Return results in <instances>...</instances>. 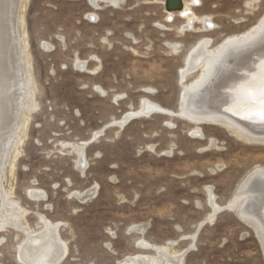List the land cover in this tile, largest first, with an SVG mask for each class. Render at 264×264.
<instances>
[{
	"label": "rangeland",
	"instance_id": "obj_1",
	"mask_svg": "<svg viewBox=\"0 0 264 264\" xmlns=\"http://www.w3.org/2000/svg\"><path fill=\"white\" fill-rule=\"evenodd\" d=\"M24 2L28 101L3 180V190L26 212L23 224L38 232L41 218L59 223L67 247L60 264L156 256L153 245L186 252L183 264H264L255 231L234 210L206 221L207 190L213 188L220 206L229 204L243 180L264 168V145L159 112L132 118L122 129L115 122L140 111L145 99L177 113L184 86L198 77L180 83L189 52L203 38L214 40V48L256 27L264 0L253 8L248 0H202L196 14L212 16L217 27L184 34L185 21H166L165 0H125L118 8L99 3L98 9L90 0ZM197 127L202 138L193 135ZM81 143L88 144L83 171L74 149ZM90 189L95 196L85 203L75 196ZM37 191L46 199L30 197ZM23 238L14 228L0 230V264H22ZM142 240L152 247H137Z\"/></svg>",
	"mask_w": 264,
	"mask_h": 264
},
{
	"label": "bare ground",
	"instance_id": "obj_2",
	"mask_svg": "<svg viewBox=\"0 0 264 264\" xmlns=\"http://www.w3.org/2000/svg\"><path fill=\"white\" fill-rule=\"evenodd\" d=\"M124 2L125 0H90L93 7L97 9L100 8L99 3L118 8ZM256 2L259 0H248L247 3L250 8H253ZM201 6L202 0H183L181 11L172 13L165 11L166 21L174 22L177 18L185 21L179 30L181 34L197 30L198 33L210 32L215 29L216 24L212 21V16L199 17L196 14L195 9ZM24 9V0H0V230L11 227L24 234L19 251H17L22 264H60L66 258L67 247L59 236V223L55 224L48 219L41 218L43 225L41 230L38 232L30 230L27 225L23 224L26 212L11 201L3 190L5 168L18 137L28 101L27 91L30 82L27 78L25 49L20 35L22 29L20 22ZM197 25L200 27L198 28ZM227 37L224 41L222 40L221 45H216L217 47L214 46V48L211 46L214 41L211 38H203L201 41L199 39L197 46L189 52L185 69L183 68L180 75V83L184 84L185 80L196 72H198V77L184 86L185 88L183 87L180 110L177 113L165 110L145 99L140 111L125 114L122 121H115L116 125L122 129L131 117L137 114L149 116L154 112H159L163 115L185 118L196 123L197 126L200 124L221 126L239 140L264 145V122L256 116H250L248 119L242 118L248 114L249 85L254 78H257L256 83L258 84L260 66L264 62V17L250 31ZM172 48L177 51L179 46L172 45ZM86 67L84 64L80 65L82 70H86ZM217 74L219 77L216 84L204 93L206 86ZM214 108L224 113H219ZM193 132L194 136L203 137L200 128L197 127ZM98 135H94L95 138ZM87 145V143H81L74 147L79 156L78 168L81 171L87 165L83 157ZM12 171L11 169L10 173ZM212 189L207 190L212 214L206 221L214 220L224 208L234 210L239 219L255 231L264 255V168L252 171L240 184L230 203L224 207L216 202V194ZM94 190L84 193L85 195L76 194L75 196L85 203L95 196ZM30 197L45 200L46 194L40 191L31 192ZM140 227L138 231L144 232L145 228ZM137 247L148 249L152 246L142 240L137 243ZM153 248L157 251L156 256L136 254L116 264H183L186 252L175 255L170 254L166 248H155L154 245Z\"/></svg>",
	"mask_w": 264,
	"mask_h": 264
},
{
	"label": "snow or ice",
	"instance_id": "obj_3",
	"mask_svg": "<svg viewBox=\"0 0 264 264\" xmlns=\"http://www.w3.org/2000/svg\"><path fill=\"white\" fill-rule=\"evenodd\" d=\"M256 79L250 83V91L247 92L248 99V114L243 116V119H248L250 116L259 117L261 122H264V62L261 63L258 84Z\"/></svg>",
	"mask_w": 264,
	"mask_h": 264
},
{
	"label": "water",
	"instance_id": "obj_4",
	"mask_svg": "<svg viewBox=\"0 0 264 264\" xmlns=\"http://www.w3.org/2000/svg\"><path fill=\"white\" fill-rule=\"evenodd\" d=\"M164 7H165V11L168 13H172V12H179L183 9V0H165L164 2ZM220 74V72H219ZM218 74L215 76L214 79H212V81L206 86V88L204 89V93L208 92L209 89L211 88V86L213 84H216L217 80H218ZM207 94V93H206ZM215 111L219 112V113H224V111H221L217 108H214ZM138 117H142L140 114H137L132 118H138Z\"/></svg>",
	"mask_w": 264,
	"mask_h": 264
}]
</instances>
